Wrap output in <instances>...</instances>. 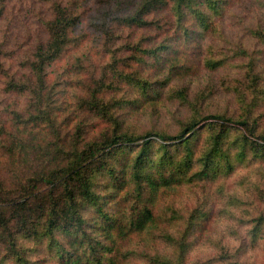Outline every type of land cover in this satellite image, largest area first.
Masks as SVG:
<instances>
[{
  "label": "trees",
  "instance_id": "1",
  "mask_svg": "<svg viewBox=\"0 0 264 264\" xmlns=\"http://www.w3.org/2000/svg\"><path fill=\"white\" fill-rule=\"evenodd\" d=\"M50 1L47 36L35 45L28 73L6 72L5 87L31 94L34 110L25 123H48L56 136L37 148L0 126L6 162L21 165L34 149L44 155L39 169L30 164L16 180L0 174V264H191L210 212L207 182L253 153L264 158L257 111L264 99V17L249 28L256 47L240 43L230 56L226 40L218 47L206 39L219 32L234 0H111L92 21L106 62L72 83L52 79L50 67L81 43L75 30L83 13L77 0ZM232 57L245 58L236 76L226 68L238 110L210 111L213 88L195 90L191 80L203 70L221 71ZM174 106L185 110L176 132L138 128L139 109L160 120ZM59 111L61 127H53ZM195 191L200 202L182 208L179 198ZM259 192L264 200V188ZM239 201L231 196L228 204ZM255 221V231L264 228V213Z\"/></svg>",
  "mask_w": 264,
  "mask_h": 264
},
{
  "label": "rangeland",
  "instance_id": "2",
  "mask_svg": "<svg viewBox=\"0 0 264 264\" xmlns=\"http://www.w3.org/2000/svg\"><path fill=\"white\" fill-rule=\"evenodd\" d=\"M110 1L77 0L79 10L83 13V20L76 28L75 34L80 36L81 43L69 46L60 59L50 67L52 79L62 75L72 83H78V80L85 76L83 74L94 70L99 73L102 70L106 62L101 46L103 38L92 25V21L100 15L101 10ZM2 4L0 62L3 69L0 68V126L12 132L11 136L16 141L27 142L37 148L43 147L49 140L55 139L56 134L52 132V128H49L48 123L47 125L43 123L38 128L25 123L34 110L31 106L32 95L27 92L8 91L5 86L9 79L7 73L21 77L28 73L27 67L33 56L35 45L47 36L45 21L52 15L51 1L3 0ZM232 5L231 10H227L222 17L219 32L206 39L208 42L214 41L215 44L221 43L218 47H222L226 40L223 47L230 56L235 54V49L240 43H244L250 50L256 47L249 28L264 17V0H234ZM136 30L142 32L141 29ZM130 31L129 28L125 30L126 33ZM243 60L245 61V58L232 57L221 71L203 70L191 80L195 90L201 87L208 93V87L213 88L207 102L210 111L237 112L239 105L235 95L229 90L234 76L229 75L226 68L234 70L236 76L237 64ZM60 105L62 102L57 101V106ZM62 106L65 107V105ZM172 108V112L166 111L160 120L149 117L139 109L140 112L134 116L139 119L136 122L138 128L144 130L156 124L176 132L178 121L175 119L185 110L183 106ZM258 108L257 111L261 113L260 120H263L261 123L264 126V99ZM17 111L21 114L20 118L16 117ZM69 111L72 112L73 108L69 107ZM62 112L67 114L68 111ZM58 115L53 127H61L60 111ZM3 138L9 137L4 135ZM34 150L27 156L19 158L23 162L21 165L6 162L5 157L0 158L1 176L7 180H16L18 175L28 171L30 164L33 168L39 169L44 155H41L40 149ZM207 183L203 194L207 197L206 207H209L210 212L209 216L202 218L205 228L202 230L201 239L189 255L191 264H264V228L255 231V219L264 213V200L260 198L259 192L260 188H264V158L253 153L248 160L236 162L232 169L221 175V178L217 177L214 181ZM201 194L195 191L190 196L180 197V205L182 208L194 207L197 202H200ZM237 195L240 196L239 203L228 204L231 196ZM219 240H221L220 244H218Z\"/></svg>",
  "mask_w": 264,
  "mask_h": 264
}]
</instances>
